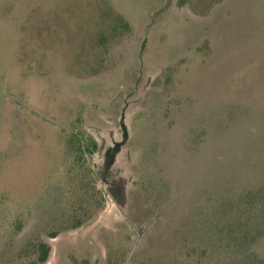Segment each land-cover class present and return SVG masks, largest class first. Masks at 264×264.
Wrapping results in <instances>:
<instances>
[{
  "label": "rangeland",
  "instance_id": "374dc122",
  "mask_svg": "<svg viewBox=\"0 0 264 264\" xmlns=\"http://www.w3.org/2000/svg\"><path fill=\"white\" fill-rule=\"evenodd\" d=\"M264 264V0H0V264Z\"/></svg>",
  "mask_w": 264,
  "mask_h": 264
},
{
  "label": "trees",
  "instance_id": "16d2710c",
  "mask_svg": "<svg viewBox=\"0 0 264 264\" xmlns=\"http://www.w3.org/2000/svg\"><path fill=\"white\" fill-rule=\"evenodd\" d=\"M49 254H50V249L46 247V250L43 252V256L41 258V263L43 264L47 263Z\"/></svg>",
  "mask_w": 264,
  "mask_h": 264
},
{
  "label": "water",
  "instance_id": "95a60500",
  "mask_svg": "<svg viewBox=\"0 0 264 264\" xmlns=\"http://www.w3.org/2000/svg\"><path fill=\"white\" fill-rule=\"evenodd\" d=\"M54 262H55V264H57V262H56V258L54 257Z\"/></svg>",
  "mask_w": 264,
  "mask_h": 264
},
{
  "label": "crops",
  "instance_id": "0c3cea01",
  "mask_svg": "<svg viewBox=\"0 0 264 264\" xmlns=\"http://www.w3.org/2000/svg\"><path fill=\"white\" fill-rule=\"evenodd\" d=\"M49 258H50V256H49Z\"/></svg>",
  "mask_w": 264,
  "mask_h": 264
}]
</instances>
